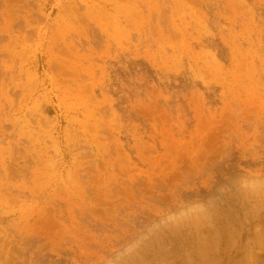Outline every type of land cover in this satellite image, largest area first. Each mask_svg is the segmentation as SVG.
Wrapping results in <instances>:
<instances>
[{
    "label": "rangeland",
    "instance_id": "obj_1",
    "mask_svg": "<svg viewBox=\"0 0 264 264\" xmlns=\"http://www.w3.org/2000/svg\"><path fill=\"white\" fill-rule=\"evenodd\" d=\"M0 264H264V0H0Z\"/></svg>",
    "mask_w": 264,
    "mask_h": 264
}]
</instances>
